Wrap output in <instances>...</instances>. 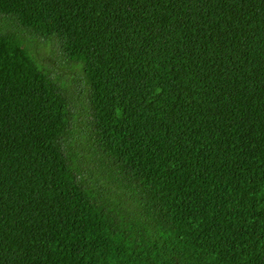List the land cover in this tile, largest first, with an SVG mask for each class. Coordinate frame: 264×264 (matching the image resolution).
<instances>
[{
  "label": "trees",
  "instance_id": "16d2710c",
  "mask_svg": "<svg viewBox=\"0 0 264 264\" xmlns=\"http://www.w3.org/2000/svg\"><path fill=\"white\" fill-rule=\"evenodd\" d=\"M0 264H264V0H0Z\"/></svg>",
  "mask_w": 264,
  "mask_h": 264
}]
</instances>
